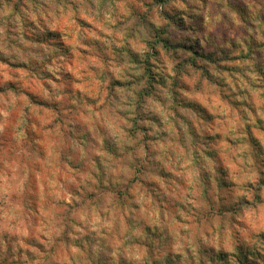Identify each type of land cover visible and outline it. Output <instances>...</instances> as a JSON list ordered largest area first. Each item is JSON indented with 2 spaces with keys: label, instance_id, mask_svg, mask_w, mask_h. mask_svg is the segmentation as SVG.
<instances>
[{
  "label": "rangeland",
  "instance_id": "1",
  "mask_svg": "<svg viewBox=\"0 0 264 264\" xmlns=\"http://www.w3.org/2000/svg\"><path fill=\"white\" fill-rule=\"evenodd\" d=\"M0 264H264V0H0Z\"/></svg>",
  "mask_w": 264,
  "mask_h": 264
},
{
  "label": "trees",
  "instance_id": "2",
  "mask_svg": "<svg viewBox=\"0 0 264 264\" xmlns=\"http://www.w3.org/2000/svg\"><path fill=\"white\" fill-rule=\"evenodd\" d=\"M196 52V51H195ZM201 58H205V59H207L206 57H207V54H204L203 52H196ZM192 59V58H191ZM208 59H211L210 57L208 58ZM187 60H189V59H187ZM193 60V59H192ZM208 61H210V60H208Z\"/></svg>",
  "mask_w": 264,
  "mask_h": 264
}]
</instances>
